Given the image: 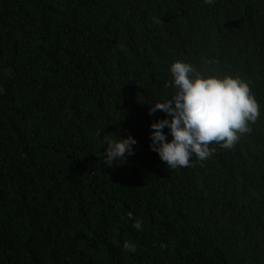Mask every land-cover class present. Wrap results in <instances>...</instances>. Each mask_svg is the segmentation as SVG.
<instances>
[{
    "label": "trees",
    "instance_id": "obj_1",
    "mask_svg": "<svg viewBox=\"0 0 264 264\" xmlns=\"http://www.w3.org/2000/svg\"><path fill=\"white\" fill-rule=\"evenodd\" d=\"M177 60L259 115L169 169L148 109ZM114 134L136 143L107 167ZM0 264H264V0H0Z\"/></svg>",
    "mask_w": 264,
    "mask_h": 264
},
{
    "label": "clouds",
    "instance_id": "obj_2",
    "mask_svg": "<svg viewBox=\"0 0 264 264\" xmlns=\"http://www.w3.org/2000/svg\"><path fill=\"white\" fill-rule=\"evenodd\" d=\"M168 72L171 81L165 87H171L174 93L148 109V115L156 110L165 115L148 125V147L167 168L188 166L193 157L205 160L211 155L209 144L213 142L230 149L238 134L250 131L248 125L255 121L259 109L246 83L236 77L204 75L179 60L168 66ZM115 137H102L104 151L99 158L107 167L131 155L136 143L131 135ZM132 226L139 230L140 220L136 219ZM123 248L135 251L127 241Z\"/></svg>",
    "mask_w": 264,
    "mask_h": 264
}]
</instances>
